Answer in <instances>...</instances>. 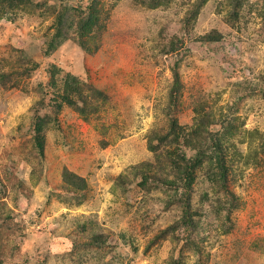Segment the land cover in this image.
I'll return each mask as SVG.
<instances>
[{"label":"rangeland","instance_id":"rangeland-1","mask_svg":"<svg viewBox=\"0 0 264 264\" xmlns=\"http://www.w3.org/2000/svg\"><path fill=\"white\" fill-rule=\"evenodd\" d=\"M0 264H264V0H0Z\"/></svg>","mask_w":264,"mask_h":264},{"label":"trees","instance_id":"trees-1","mask_svg":"<svg viewBox=\"0 0 264 264\" xmlns=\"http://www.w3.org/2000/svg\"><path fill=\"white\" fill-rule=\"evenodd\" d=\"M174 75V88L173 90H176L178 88V75L177 72L173 73ZM179 128L176 127L175 123H172L171 125V134L177 133V130ZM182 130V129H180ZM215 165L218 168V175L220 179V183L222 184L223 188L225 187L224 183L226 180V172H225V165H224V158L223 156H215ZM203 163V158L201 157L200 154H197L196 156L192 158H186L184 155L180 156V159L178 160V168L177 169V175H176V180H177V185L182 189L181 193V202L183 205V213L184 216L187 218L186 215L189 213V190L192 186V183L194 181V171L201 166ZM227 194L230 193L227 191L225 188L224 190ZM189 219V218H188Z\"/></svg>","mask_w":264,"mask_h":264}]
</instances>
